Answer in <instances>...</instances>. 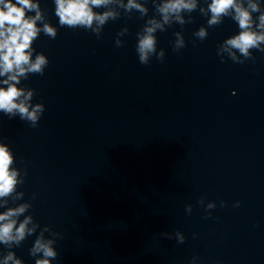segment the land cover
Returning a JSON list of instances; mask_svg holds the SVG:
<instances>
[{"label":"clouds","instance_id":"clouds-1","mask_svg":"<svg viewBox=\"0 0 264 264\" xmlns=\"http://www.w3.org/2000/svg\"><path fill=\"white\" fill-rule=\"evenodd\" d=\"M149 0H54L55 15L58 17L59 27H67L72 30L82 29L95 34L97 39L101 38L103 28L109 21L119 19V13L109 8V5H115L116 8L122 9L124 12L130 13L133 10L140 14L141 18L148 16ZM151 5L160 15L161 19H147L142 31L136 33V53L139 63L142 65L149 64V57L155 56L161 63L164 61V49L157 51L158 38L157 32H165L168 27L173 24L181 26L192 23L191 13L197 11L198 0H151ZM40 0H0V77H6L0 80V111L4 112L9 118L19 114L21 120L30 121L33 128L38 127L37 121L45 111V105L37 104L31 107L28 101L33 96V91L25 94L23 88H17L20 84V78H28L27 74L32 73L43 76L45 69L50 61L45 54H38L35 60H32V54L35 49L32 47L33 41L39 38L41 31L50 39L57 37V29L44 24L40 29L36 26L37 21L42 20L40 13ZM94 9H104L102 12L94 11ZM35 12V15L30 13ZM199 12L205 17L210 13V19H207V28L201 26L193 33V36L203 42L209 36V28L220 26L224 19L231 18L238 26V32L224 39L217 46V55L221 58V62L225 61L223 56L227 54V59L233 63L244 64L247 60H253V50L264 52V6L261 0H211L207 4V11L203 7L199 8ZM181 13L189 15V19L185 21ZM253 14H258L254 15ZM95 22V27L93 26ZM127 29L119 31L117 36L123 35ZM176 37L172 43L173 51L179 52L186 47V41L180 32H175ZM196 40H193L195 45ZM116 47H122L124 43L115 40ZM239 54V56L237 55ZM242 56L244 59H240ZM235 95V93H233ZM31 107V110H30ZM13 154L9 150V146L0 143V207L8 204L7 197L13 200L19 199L23 193L13 195L18 183L23 184V180L17 179L19 172L12 168ZM35 194L31 197L34 200ZM203 204V198L198 201ZM240 202L237 201L233 206L239 207ZM220 206L225 207L226 202L221 200ZM30 203H21L16 207H9L5 211L0 212V245H3L7 251L0 253V264H25L24 260L18 257L12 249L19 247L23 241L29 236L36 233L39 222H33V215L20 217L26 211L32 209ZM214 204H209L207 209L214 208ZM207 212L205 219L211 217V213ZM186 212L191 213V206H186ZM31 225V227H29ZM52 229L48 225L43 227V231L35 238L34 245L29 249V255L35 258V264H50V261L56 260L58 257L57 249L53 245L57 242L44 239V232ZM57 238L62 235L53 232ZM162 236L171 239L167 232L161 233ZM179 243H184L185 239L179 231L176 232ZM37 254L41 258H36ZM219 264V262H218Z\"/></svg>","mask_w":264,"mask_h":264}]
</instances>
